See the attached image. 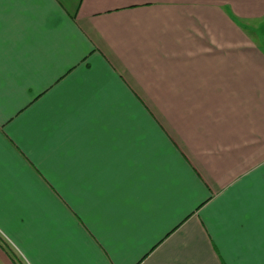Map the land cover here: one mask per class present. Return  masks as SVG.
<instances>
[{
  "label": "crops",
  "instance_id": "obj_1",
  "mask_svg": "<svg viewBox=\"0 0 264 264\" xmlns=\"http://www.w3.org/2000/svg\"><path fill=\"white\" fill-rule=\"evenodd\" d=\"M244 19L264 0H0L17 261L261 264L264 51Z\"/></svg>",
  "mask_w": 264,
  "mask_h": 264
},
{
  "label": "rangeland",
  "instance_id": "obj_2",
  "mask_svg": "<svg viewBox=\"0 0 264 264\" xmlns=\"http://www.w3.org/2000/svg\"><path fill=\"white\" fill-rule=\"evenodd\" d=\"M244 26L246 27V33L257 41L259 49L264 51V21L260 19L246 20L244 19Z\"/></svg>",
  "mask_w": 264,
  "mask_h": 264
},
{
  "label": "snow or ice",
  "instance_id": "obj_3",
  "mask_svg": "<svg viewBox=\"0 0 264 264\" xmlns=\"http://www.w3.org/2000/svg\"><path fill=\"white\" fill-rule=\"evenodd\" d=\"M22 2L26 3V2H28V0H22ZM2 27H3V22L0 21V28H2ZM0 47H2V42H0ZM2 76H3V73H2V71H0V78H2ZM209 256H211V252H209ZM197 264H219V262L209 258V259H205V260H200L197 262ZM261 264H264V260L261 261Z\"/></svg>",
  "mask_w": 264,
  "mask_h": 264
},
{
  "label": "trees",
  "instance_id": "obj_4",
  "mask_svg": "<svg viewBox=\"0 0 264 264\" xmlns=\"http://www.w3.org/2000/svg\"><path fill=\"white\" fill-rule=\"evenodd\" d=\"M0 245L6 250V252L9 254V256L12 257V259L16 261V264H21L19 261H17L15 259V256H13V252L8 248V245L7 244H4L1 236H0Z\"/></svg>",
  "mask_w": 264,
  "mask_h": 264
}]
</instances>
